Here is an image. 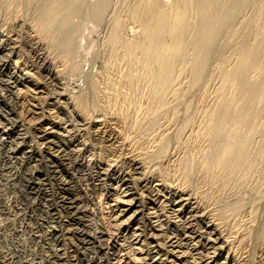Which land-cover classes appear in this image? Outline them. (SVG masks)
I'll use <instances>...</instances> for the list:
<instances>
[{
  "label": "rangeland",
  "instance_id": "1",
  "mask_svg": "<svg viewBox=\"0 0 264 264\" xmlns=\"http://www.w3.org/2000/svg\"><path fill=\"white\" fill-rule=\"evenodd\" d=\"M44 1L46 0H0V50L2 49L0 57H5L4 65L0 64V264H18V262L19 264H68L71 260H77L75 264H83L100 255L103 262L108 264H139L138 256L141 253L133 247L131 234L135 222L144 225L148 218L154 220L155 217H152L153 213H151L154 211L156 212L154 215L162 220L163 226H167L166 233L167 231L168 234L182 233L184 226L179 222L174 223L178 219L170 209V204L174 203L173 200L178 197L177 194L181 189L180 192L188 195L190 201L192 199L191 202L196 203L197 206L195 211L197 217L194 216L192 220V228L200 229L207 225L215 235L219 233L220 237H223L218 242V244L222 242L223 248L217 255L219 260L225 261L223 264H264V113L258 118L260 121L257 119L256 123L254 122L259 130L254 131V135L250 137L248 155L243 162L245 166L238 168L240 172L233 168V170H225L226 175L223 173L224 169L219 167L216 169L217 167L211 164L210 158H207L211 151H216L211 147L207 136L212 124L210 113L217 109L224 97L229 98L235 91L233 87L222 88L220 72L227 69L226 67L230 68L240 57L235 46L237 43L246 38L252 42L257 37L264 38V23L257 37L256 33L251 34L255 38L251 35L246 37L243 33L244 29V32L248 30L246 20L254 14L252 12L255 11L258 0H241L244 6L237 9L240 12L235 13L237 19L234 17L233 25L230 20L231 24L228 23L226 26L228 29L232 26L234 31L232 34L226 32L223 33V37L220 36L222 47L212 50L207 66L197 83L192 85L190 82L191 71L188 66L190 56H188L186 61L184 60L185 64L188 62L187 65L181 64H184V69H181L179 76H175L176 78L170 81L171 86L167 84L164 89L166 92L162 95L158 92L161 89L160 83L146 71L145 66L136 61H127L122 55L121 47L111 43L109 39L112 32L117 38L131 35L130 14L141 0H108L102 17L97 22L84 20L83 15H80L84 12L78 10V14L71 17H65L66 15L61 11L62 14L59 12L57 19L49 24L41 21L45 10L41 5H44ZM85 1L76 0L75 4H81L84 9L85 5L82 4H85ZM88 5L87 2L86 6ZM135 26L136 29L139 27L137 23L134 24V29ZM21 68L27 70L29 76H24ZM111 69L112 72L109 71ZM126 74L134 76L132 86L123 82L125 77L123 75ZM251 75H254L253 72ZM9 76L19 86L32 77V82H37L43 94L52 102V107L41 104L44 113L49 109L48 107L52 109V111L48 110L52 113V118L47 116L43 120H53L56 124L59 135H55V139L61 141L62 145L65 143L62 146L63 152L67 153H65V163L56 161L47 154L42 138L25 122L24 115L22 117L11 94L2 84ZM96 77L99 81L96 82L100 83L98 84L100 92L105 93L102 92L101 95L104 100L94 94L92 81ZM155 85L156 87H153ZM154 89L156 91H153ZM173 92H177V96ZM98 100H103L106 108L112 110L107 109L109 111L107 112L105 108L103 109L106 111L99 109L98 106L94 107L99 103ZM81 104L85 106L84 111H86L82 112L87 118L80 111ZM110 112L113 114L109 115ZM105 114L108 116L106 117ZM111 115L114 118L119 116L115 119L120 131L122 130V135L124 133L125 135H121L122 143L119 142L116 146L108 148L94 133L93 120L101 118L104 122ZM98 141L103 144L100 145ZM27 146L33 147L34 150L29 158L21 157V162L9 153L11 147H17V150L21 151ZM130 151L132 153H129ZM17 154L20 156V152ZM132 156L136 158L135 161L132 160ZM65 180L71 181L73 185H66L63 183ZM35 186L36 188L38 186L37 191ZM114 186H126L133 200L140 203L143 211L141 214H147L137 216L141 221L136 218L128 224H121L115 218L114 207L110 202L117 193L113 190ZM176 188L179 190L176 191L178 193L174 192ZM70 199H74L71 204L77 206L76 208L68 206ZM64 219L69 220V225L72 226L75 234L71 231L69 238L64 237V239L63 235L49 237L51 240L47 239L48 244L45 245L49 248L45 253L40 229L49 222L58 228L59 223ZM25 223H27L26 227ZM82 232L85 235L88 233V236L95 239L94 245L102 241L101 245H104L102 251L96 252V246L94 247L92 243L91 245L82 243L80 240L83 238ZM75 235L80 237L77 238ZM71 238L75 239L72 241ZM124 241L127 243L125 244ZM212 249L210 253L215 252ZM60 251L62 254L65 253L62 255ZM203 251L205 253L207 250L203 249ZM145 258L142 264L150 260ZM175 259L174 263L182 264L181 260ZM167 262L165 264L172 263V261Z\"/></svg>",
  "mask_w": 264,
  "mask_h": 264
},
{
  "label": "bare ground",
  "instance_id": "2",
  "mask_svg": "<svg viewBox=\"0 0 264 264\" xmlns=\"http://www.w3.org/2000/svg\"><path fill=\"white\" fill-rule=\"evenodd\" d=\"M39 1H41V0H39ZM75 1L76 0H46V1H44V3H43L44 5H41V6H44L45 10H44V8H42V7L41 8H42V10H44L43 14H45V15H43L41 13L42 14V16H41L42 20L41 21L43 23L49 24L52 21L54 22L55 21L54 19H57V16L60 14L59 12H61V11L64 12L63 15L65 14L66 15L65 17L75 16L74 14H78V12L80 11V12H84L83 14H80V15H83L84 20L97 22L99 19H101L102 14H103V10H104L108 0H92V1L86 0L89 3L88 6H86L87 2L84 0L85 4H82V5L83 6L85 5L87 7V8H85V6H84V9L81 7V4H75ZM243 1H245V0H243ZM254 3H256V2H254ZM137 4L138 5H136V8L134 6L135 9H133L132 10L133 12L130 14V20H131L132 24H129V30L131 31L129 33H131V35H128V37H126V38H117L114 35V33L112 32L109 36V39H110L111 43L119 45L121 47L122 55L124 56V58L127 59V61H130V62L136 61V63L139 62L140 64L142 63L141 65L145 66L146 71L150 72L154 76V79L157 80L158 83H160L161 89L159 88L160 90L158 91L160 93V95H162L163 92L164 93L166 92V91H164V89L167 87V84L169 83L168 85H170V81L171 80L173 81V78H176L175 76H177V75L179 76V74L182 71L181 69H184L183 68V66L185 64L184 60L186 61V58L188 56H190V59L188 58V60H189L188 66H190V71H191L190 72L191 73L190 74V76H191L190 82H192V85H194V83H197V81H199V79L202 76L203 71L205 70V67L207 66V63H208V60H209V57L211 55L212 50L222 47L221 41L219 40V39H221L220 36H222L223 33L226 34V32L232 34V32L234 31V30H232V26H230V28L228 29L226 27L227 24L231 20L232 24L229 23V25L230 24L233 25L232 19L238 14L237 13V12H239L238 10L241 9L242 6H244L243 5L244 3L241 0H231L230 2H228V1L223 2L222 0H141V2L137 3ZM253 7H254V5H253ZM62 12H61V14H62ZM235 13H237V14H235ZM252 13H254V14L251 17L247 16L248 19L247 20L245 19L247 26H249V27L246 26L248 28V30L246 29L247 30L246 32H244L245 29L243 30V33L245 34L246 37L248 35H251V34L254 35L255 33H256L255 35L257 37L258 33H260L259 31H261V29H263L264 0H258L257 4H255V11H253ZM239 15H238V17H239ZM76 17H77V15H76ZM235 18H234V21H235ZM134 22L139 25V27L137 29H136L137 26H135V29H134V24H135ZM242 26H243V24H242ZM69 31H71V29ZM263 33H264V31H263ZM253 35H251V36H253ZM235 46L237 47V52L240 53V57L237 58L239 56L238 55L236 57L237 60H235V62L232 63L233 65H231L230 68L226 67L227 69H223V68H225V67H223L222 68L223 70H221V72H220L221 80H222V88L224 87V89H225V88L233 87L235 91H234V93L231 94V96L229 98L224 97L225 99L223 98V101L222 102L220 101L221 104H219L218 107L216 106L217 109L214 108L215 111L212 110L213 113L212 112L210 113L212 124H211L210 130L208 129L210 131L209 135H207L209 137V142H210L211 147H214L216 149V151H211L207 158H210L211 164L214 165L215 167H217L216 169H218V167H219V169L220 168L224 169L223 171L229 170V169L233 170V168H234V170H235V168L237 170L238 168L240 169L241 167L245 166V164L243 162L246 160V155H248L247 154L248 148L250 147L249 143L251 141L250 137H252L254 135L253 132L254 131L256 132V130H257V126L254 125V122L256 123V120L260 117V115H263V113H264V38L263 37H257V39L253 42L250 40L248 41V39L246 38V39L242 40L241 42L237 43V45H235ZM233 50H235V49H233ZM0 51H2V49ZM122 57H120V58H122ZM4 59H5V57H3V58L0 57V64H3L5 62ZM126 59H124V60H126ZM182 63H184V64L181 65ZM187 63L185 65H187ZM21 69H22L21 70L22 74L24 76H29V73L27 70L24 69L25 70L24 71L23 68H21ZM126 69H127V67H126ZM109 71L112 72V69ZM252 72L254 75H251ZM152 75H150V76H152ZM123 77H124L123 82L125 81L128 85H131L132 83H134L133 82L134 79L132 78L134 76H130L129 74H126V75H123ZM30 78H31V80H28V82H26L24 84L22 83L23 85L19 86L15 82V80L11 79L9 76L8 78L3 80L2 84H3L4 88L7 89V91L11 94L14 104L17 105L16 107L18 108L19 112L22 113V117L24 115V119H26L25 122L28 125L32 126V128L37 132L39 137L42 138L43 146L46 148L45 151H47V154L50 155L52 158L56 159V161L65 163L64 161L66 159L67 153L63 152L64 150H62V146L65 143L63 142L64 144L62 145L61 141L59 142V140L55 139V135L56 136L59 135V132L56 130V127H55L56 124L53 122V120H51V121H47V120L44 121L43 120V118L47 117V116L49 118H52V113L50 111H48V110L52 111V109L50 108L53 106L52 102L49 100L48 97H46L45 94H43V90L40 88V86L37 85V82H32L33 78L32 77H30ZM154 79H151V80H154ZM96 80H97V77L95 79H93V81H92V88L94 90V94L99 95L103 99V97L101 96L103 91L101 90L102 92H100V89L98 86V84L100 85V83H97ZM106 80H108V79H106ZM33 81H35V80H33ZM174 81H175V79H174ZM119 82H120V80H119ZM120 85H122V84H120ZM172 85H173V83H172ZM123 86H125V85H123ZM153 87H156V85ZM153 91H156V90L154 89ZM128 92H127V94H128ZM155 93H157V92H155ZM173 93H175V92H173ZM176 93H175V95H176ZM103 94H105V93L103 92ZM156 97L158 98V94H156ZM165 97H164V99H165ZM164 99H162V101ZM102 101H99V103H96L97 102L96 101L95 102L96 104L94 107L98 106L99 109L105 108L107 110L108 108H106L107 107L105 105L106 103H103L104 101L103 102ZM110 103H112V102H110ZM127 103H128V101H127ZM157 103H159V102H157ZM41 104L42 105L46 104L47 106H50V107H48L49 109L46 110V113L43 112L44 110H42ZM43 106H45V105H43ZM78 106L79 105H77V107ZM84 107H85L84 104H81V106L79 107L81 110L80 109H78V110H80L82 112V111H84ZM118 108H119V106H118ZM120 108H121V106H120ZM110 109H108V110H110ZM123 109H125V108H123ZM101 110H99V111H101ZM106 110H104V111H106ZM108 110H107V112H109ZM86 113H88V110ZM100 113L102 114V112H100ZM111 113L113 114V112H110L109 115ZM115 113L116 112H114V114ZM54 114H55V112H54ZM82 115L86 116V114L83 112H82ZM120 115H122V114H120ZM107 116L108 115H106V117ZM118 117L119 116H117V118ZM134 117H136V116H134ZM85 118H87V116ZM115 118L113 115H111L104 122L102 121L101 118L100 119L94 118V120H93L94 121V123H93L94 124V127H93L94 133L99 138V141L103 142L106 146H108V148L112 147V146H116L117 144H119V142L122 143L121 142L122 136L125 135L124 132H123L124 134L122 135V133H121L122 130L120 131V127H119L117 120H116L117 118L116 119ZM103 120H104V118H103ZM121 123H122V121H121ZM258 130H259V128H258ZM207 133H208V131H207ZM58 138H60V137H58ZM122 141L124 142V140H122ZM103 143H100V145ZM123 144H121V145H123ZM32 148L30 146H27V148H24L23 150L19 151V150H17V147H13V148L11 147L9 153L10 154L12 153V155L15 158L19 159L18 161L21 162L22 161L21 157L24 156L27 158V156H28V158H29V156L31 155V153L34 150V148L33 149ZM124 149H126L125 145H124ZM211 150H213V149H211ZM258 151H259V149H258ZM18 152H20V154H19L20 156H18V154H17ZM70 153H72V152H70ZM129 153H132V152L130 151ZM259 153H260V151H259ZM261 154H262V152H261ZM244 158H245V160H244ZM135 159L132 156V160L135 161ZM56 161H55V163H56ZM67 161H68V159H67ZM207 162H208V160H207ZM55 163H54V165H55ZM61 166L64 167V165H61ZM30 167H31V165H30ZM11 168H13V167H11ZM25 169H26V167H25ZM232 170H230V171H232ZM101 171H103V170H101ZM245 171H247V170H245ZM239 172H240V170H239ZM101 173H103V172H101ZM223 173H226V171ZM244 173H246V172H244ZM123 175H125V174H123ZM226 175H227V173H226ZM228 176H229V173H228ZM214 177H215V175H214ZM32 178H33V176H32ZM39 181H40V179H39ZM31 182L33 183V181H31ZM63 183H66V185H68V186L73 185V183L69 180H65ZM152 185L153 184H151V187H153ZM126 186H118V187L114 186L113 190H114V192H117V193H116V196L114 195V197H112L111 201H110L111 206L114 207V209H113L114 214L113 215H115V218H117L120 221L119 223H121V224H123V223L128 224L129 221L136 220L137 216L143 212L142 206L140 205V203L138 201L133 200V197L130 196V194L128 192L129 190L127 191L128 188H126ZM31 187L33 188L34 185ZM154 187H156V186L154 185ZM35 188H36V186H35ZM37 188H38V186H37ZM37 188H36V191H37ZM103 190H105V189H103ZM176 191H179V190H177V188H176L174 190V192H176ZM180 191H179V193L176 192V193H178L177 194L178 197L174 200L172 199L174 203L170 204L171 205L170 209H171V211H173L172 213L174 214V217L176 216L178 219V220L174 221V223L179 222L180 224H182L184 226L183 227L184 231L182 233H177V234H171V233L168 234V231L166 233V227L167 226L166 227L163 226L162 220L160 218H158L157 215H154V213H156L154 211L151 212V213H153L152 217H155L154 220H151L148 218L147 223L144 224L145 226L143 225V223L139 224L140 222L139 223L135 222V225H134L135 227H133L134 229L132 230V233H131L133 235L132 242L134 243V246L132 244L131 245L135 248L136 251H138V253H141L138 256V262L137 263L142 264L143 262H145V261H143V259L146 257V258H150V260L148 261V263H145V264H161V263L165 264L167 261H172V263H170V264H176V263H174V262H176L175 258H177V260H181L182 264H223L225 261L221 260V259L219 260V257L217 256L218 253L223 248L222 247L223 245H221L222 242L220 244H218V242L220 240H222L221 238H223V237H220L219 233H218V235H217V233L215 235V232H212L211 230H209L207 225L204 228H200V229H197V228L193 229L192 228V222H193L192 220H193L194 216L197 215V213H195L197 206H196V203L193 204V202H191L192 199L190 201L188 195H184V193L180 192ZM157 192H159V191H157ZM63 195H64V193H63ZM154 196H156V195L154 194ZM158 196H159V194L157 193V197ZM163 196H165V195H163ZM171 196H173V195H171ZM159 198H162V197H159ZM73 200L74 199H72V200L70 199V201L68 203V206H71V208L74 207V205L71 204V202ZM160 200H162V199H160ZM76 207H74V208H76ZM73 210H75V209H73ZM72 212H74V211H72ZM143 214H141V215H143ZM23 215H24V213H23ZM144 215H147V214H144ZM149 216L151 217L150 212H149ZM22 217H24V216H22ZM113 218H114V216H113ZM140 218L142 219V217H140ZM138 219L139 218H137V220ZM23 220L25 221V219H23ZM68 221L69 220H67V219L61 220V223H59V225H58L60 227H58V228L56 227V225L54 226L53 224H50V222H49V224H46L42 229H40V238L43 240L42 243H44V245H45L48 242L47 239L51 236L56 237L58 235H63L62 236L63 239H64V237L69 238L70 233L73 230V228H72V226L69 225L70 223ZM27 222H29V221H27ZM119 223H117V224L119 225ZM209 223H211V222H209ZM26 224L27 223H25V227H26ZM30 224H31V222H30ZM206 224H208V223H206ZM28 226H30V225L28 224ZM41 226H39V227H41ZM76 227H78V226H76ZM79 233H80V231H79ZM76 235H78V234H76ZM35 236H36V234H35ZM71 236H72V234H71ZM86 236H88V233H86V235H85V233H83V236H82L83 238L80 239L82 243H84L85 245H87V244L91 245V243H92L94 247L96 246L95 247L96 252L102 251V249H103L102 247L104 246V245L103 246L101 245L102 241L99 242L98 245H94L93 242L95 239H93L91 236H88L86 238ZM149 236H150V238L148 239ZM32 237H34V236H32ZM79 237H80V235H79ZM79 237H77V238H79ZM30 238H31V236H30ZM63 239H62V241H63ZM71 239H69V240H71ZM74 239H72V241ZM130 240H128V241H130ZM36 241H38V240H36ZM126 243H127V241L125 242V244ZM46 245L44 247H42L44 249L45 253H46V250H48V248H49ZM41 246H43V244ZM76 246H78V244ZM79 247H80V243H79ZM53 248L55 249V247H53ZM212 248L215 250L214 253L209 252V251H211ZM39 249H40V247H39ZM131 249H132V247H131ZM203 249H206L207 251L205 253H203L205 251V250L203 251ZM84 250L86 253L87 251L85 248H84ZM84 250H83V252H84ZM123 250H125V249H123ZM125 251H123V252H125ZM127 251H129V250H127ZM55 252L57 253V251H55ZM96 252H93V253L96 254ZM130 252H132V251H130ZM59 253H61V251ZM136 254H135V256H136ZM142 254H144V255H142ZM67 255H69V254H67ZM92 255H94V254H92ZM100 256L102 258V255H100ZM100 256L99 257L98 256L93 257L90 261H88L89 263L88 262H85V263H88V264H108V262H103V260L100 258ZM124 256H125V254H124ZM73 257H74V255H73ZM40 258H42V257H40ZM71 258H72V256H71ZM83 258H81V259L83 260ZM85 259L87 260V258H85ZM85 259H84V261H85ZM120 259H118V260H120ZM134 260H136V259L134 258ZM75 261H77V260H75ZM75 261L71 260L70 263H68V264H75ZM259 261H261V259ZM85 263H83V264H85ZM263 263H264V259H263ZM18 264H19V262H18Z\"/></svg>",
  "mask_w": 264,
  "mask_h": 264
}]
</instances>
